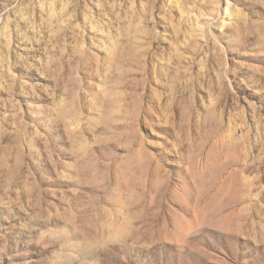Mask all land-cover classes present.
Listing matches in <instances>:
<instances>
[{"label":"rangeland","instance_id":"1","mask_svg":"<svg viewBox=\"0 0 264 264\" xmlns=\"http://www.w3.org/2000/svg\"><path fill=\"white\" fill-rule=\"evenodd\" d=\"M0 264H264V0H0Z\"/></svg>","mask_w":264,"mask_h":264}]
</instances>
